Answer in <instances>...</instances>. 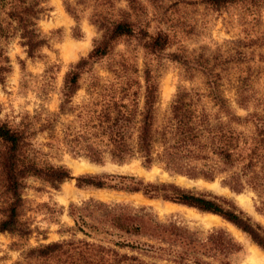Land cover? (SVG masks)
Masks as SVG:
<instances>
[{
    "label": "trees",
    "instance_id": "trees-1",
    "mask_svg": "<svg viewBox=\"0 0 264 264\" xmlns=\"http://www.w3.org/2000/svg\"><path fill=\"white\" fill-rule=\"evenodd\" d=\"M87 1L90 0H75L76 6L65 5V9L77 19L82 10L77 6L85 7ZM124 1V7H115L112 0L94 2L89 21L100 36L92 41L88 53L70 64L63 74L57 112L51 116L69 113L72 120L64 124L59 137L51 133L53 119L49 116L41 122L36 114H24L16 122L0 120V233H27L21 220L22 190L27 179L36 178L56 188L63 180L73 178L78 187L140 192L148 198L218 215L264 251V227L225 197L182 188L174 182H144L128 174L72 177L64 165L51 163L35 148L34 134L47 130L51 140L47 144L61 145L71 156H81L95 164L105 161L123 164L137 158L146 169L158 164L169 174L190 179L213 180L221 176L222 186L235 193L250 189L258 198L260 206L256 210L264 208V109L247 111L249 105L259 100L251 94L248 77L239 78L235 86V103L246 110L240 115L221 95L220 76L214 66L201 53L182 44V22L170 20L163 29L149 31L148 22L140 18L139 0ZM5 2L0 0V7ZM179 2L201 4L216 12L237 7L236 20L243 25L244 34L233 42L238 55L241 48L253 42L258 13L264 7V0ZM8 4L7 14L16 22L20 44L27 57H34L45 44L35 28L42 8L37 0H8ZM260 39L259 43L263 44L264 37ZM121 40L137 42L142 58L140 69L135 63L134 47L126 43L124 49L115 50ZM172 46L167 58L179 65L186 79L198 75L202 86L178 89L159 114L158 57ZM102 58L109 60L104 67L109 76L105 78L94 68ZM1 61L0 74L8 70ZM82 84L86 97L73 104L72 98ZM142 210L144 207L132 213L122 203L107 204L92 199L81 206L71 205L69 213L74 230L91 240L40 244L25 252L23 262L14 264H158L155 260L175 264H230L227 255L239 250L238 243L221 229L211 230L200 238L195 231L160 222L141 213ZM93 212L96 216L87 222L84 218ZM125 236H141L146 240H130Z\"/></svg>",
    "mask_w": 264,
    "mask_h": 264
},
{
    "label": "rangeland",
    "instance_id": "rangeland-1",
    "mask_svg": "<svg viewBox=\"0 0 264 264\" xmlns=\"http://www.w3.org/2000/svg\"><path fill=\"white\" fill-rule=\"evenodd\" d=\"M6 1L4 6L0 7V59L3 65L8 66V70L0 74L3 77L0 82V120L16 122L24 114L29 116L36 114L39 116L38 122H41L43 117L49 116L53 119L51 133L59 137L64 124L72 120V115L64 113L52 117L51 114L57 112L58 92L64 72L79 57L85 56L91 49L92 41L100 36V32L89 21L96 2L90 0L85 7L77 6L82 10L78 13L77 19H74L66 11L65 5L76 6L75 0H37L42 11L38 15L35 28L39 37L45 40V44L39 47L34 57H27L24 47L20 44L16 22L8 17L7 11L10 7L8 0ZM179 1L186 0H139L142 5L140 18L148 22L149 31L157 27L163 29L170 20L178 19V22H182L184 25L182 44L188 50L201 53L208 59V63L214 66L213 69L220 76L218 89L227 99L230 108L240 115L246 112L235 103V86L239 78L248 77L251 94L259 100L258 103L253 102L254 105H249L247 111L261 112L264 109V43L259 42L260 37H264V7L258 13L259 24L256 30H253V42L241 48L238 55L233 42L242 39L244 34L241 32L243 25L236 20L237 7L232 6L226 11L216 12L201 4L192 5ZM112 4L115 7H124L125 1L112 0ZM126 43L137 51L135 63L140 69L142 58L136 41L121 40L115 50L124 49ZM172 49L173 46L164 50L158 57L159 114L164 111L178 89L202 86L198 75L191 80L186 79L182 76L179 65L167 58L166 53ZM3 57L6 58L5 62ZM108 61V58H102L94 65L97 74L102 78L109 76L104 69ZM85 97L82 84L72 98V103L77 104ZM48 134L47 130L34 134L32 142L35 148L39 149L43 157L51 163L64 165L72 177L79 174L113 173L133 175L144 182H174L180 187L183 186L182 188L225 197L264 227V208L256 210V206L260 205L255 193L248 188L239 193L232 192L220 184L221 176H216L213 180L190 179L169 174L158 164L146 169L137 158L123 164L109 161L95 164L84 157L71 156L61 145H48L47 143L51 141ZM82 163H90L91 168L76 169V166ZM22 198L24 210L21 220L27 228V233L21 235L0 233V264L23 262L25 252L40 244L60 240H91L74 230V220L69 213L71 205L81 206L89 199L107 204L122 203L132 213L144 207L141 213L145 212L160 222L173 223L178 227L195 231L200 238L211 230L221 229L239 245V250L227 255L230 264H264V251L218 215L203 213L195 208L163 201L160 198H148L140 192L78 187L73 178L65 179L56 188H52L39 179L29 178L22 190ZM92 216H96L94 212L84 219L91 222ZM232 227L238 230L239 234H236ZM125 238L146 240L141 236ZM119 251L130 254L126 249ZM143 259L149 261L146 257ZM202 259L210 261V258ZM155 262L175 264L165 260Z\"/></svg>",
    "mask_w": 264,
    "mask_h": 264
},
{
    "label": "bare ground",
    "instance_id": "bare-ground-1",
    "mask_svg": "<svg viewBox=\"0 0 264 264\" xmlns=\"http://www.w3.org/2000/svg\"><path fill=\"white\" fill-rule=\"evenodd\" d=\"M91 168V164L90 163H82L81 165H77L76 166V169H86V170H89ZM182 177V176H181ZM180 177V178H181ZM233 231L236 233V234H239V231L236 230L235 228H233Z\"/></svg>",
    "mask_w": 264,
    "mask_h": 264
}]
</instances>
